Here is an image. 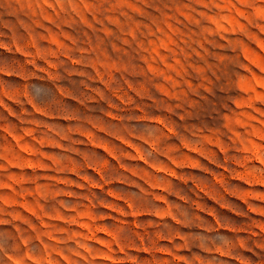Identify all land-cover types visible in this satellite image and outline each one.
Here are the masks:
<instances>
[{
    "label": "rangeland",
    "instance_id": "obj_1",
    "mask_svg": "<svg viewBox=\"0 0 264 264\" xmlns=\"http://www.w3.org/2000/svg\"><path fill=\"white\" fill-rule=\"evenodd\" d=\"M0 264H264V0H0Z\"/></svg>",
    "mask_w": 264,
    "mask_h": 264
}]
</instances>
